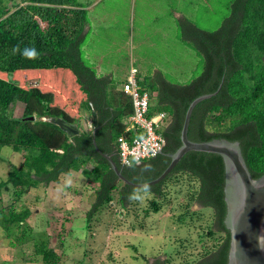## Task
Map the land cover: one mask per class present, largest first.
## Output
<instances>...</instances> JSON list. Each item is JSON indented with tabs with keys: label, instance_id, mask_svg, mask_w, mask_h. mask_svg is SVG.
I'll list each match as a JSON object with an SVG mask.
<instances>
[{
	"label": "trees",
	"instance_id": "1",
	"mask_svg": "<svg viewBox=\"0 0 264 264\" xmlns=\"http://www.w3.org/2000/svg\"><path fill=\"white\" fill-rule=\"evenodd\" d=\"M230 3V16L215 32L179 17L184 22L183 37L205 61L203 73L189 84H173L159 71L153 78L144 76L141 63L135 60L138 84L149 94L148 115L166 113L158 129L166 144L156 157L125 166L120 160L119 138L137 136L129 127L133 99L123 89L130 70L117 80L114 72H100L84 59L88 9L78 0H0V164L4 147L23 155L20 165L10 164L6 177L0 172V192L13 189L14 198L0 207V229L21 244L34 241L36 256L43 263L57 264L54 248L45 239L37 242L24 225L31 209L17 208L30 191L81 173L94 184L95 201L87 213L90 224L100 208L114 202L116 192L126 208L133 203L135 192L145 189L153 195L151 204L158 212L166 195L165 183L173 175L185 173L199 183L191 191L187 207L195 201L212 209L216 231L209 230V235H223L216 251L187 264H228L231 232L225 224V162L221 155L191 151L162 182L135 188L117 176L103 154L111 156L132 182L158 178L182 145L190 104L202 95L217 93L195 107L189 138L195 142L238 141L253 178L264 175V0ZM33 50L38 55L29 57L27 53ZM51 117L78 124L80 133L69 136L43 120ZM153 264L172 263L157 259Z\"/></svg>",
	"mask_w": 264,
	"mask_h": 264
},
{
	"label": "rangeland",
	"instance_id": "2",
	"mask_svg": "<svg viewBox=\"0 0 264 264\" xmlns=\"http://www.w3.org/2000/svg\"><path fill=\"white\" fill-rule=\"evenodd\" d=\"M78 1L90 20L83 57L100 72H114L117 80L136 68L137 61L144 76L153 78L159 71L173 84H189L203 73L205 61L183 37L179 17L215 32L231 14V0ZM1 154L0 172L6 177L10 164L20 165L23 155L9 147ZM198 185L190 175H173L163 186L166 195L158 212L145 189L136 191L139 198L133 197L126 208L113 193L114 202L87 224L94 184L73 173L58 184L30 191L17 208L31 209L24 225L37 242L45 239L54 248L57 264H153L157 259L187 264L207 257L223 241L222 234L209 235V230L216 231L212 209L195 201L187 207ZM12 192H0V207L14 200ZM34 243L16 242L0 229V264H48L36 256Z\"/></svg>",
	"mask_w": 264,
	"mask_h": 264
},
{
	"label": "water",
	"instance_id": "3",
	"mask_svg": "<svg viewBox=\"0 0 264 264\" xmlns=\"http://www.w3.org/2000/svg\"><path fill=\"white\" fill-rule=\"evenodd\" d=\"M216 94L202 95L190 104L181 132L182 145L171 155L169 166L158 178L146 183L132 182L123 175L111 156L103 155L108 159L117 176L135 188L148 187L162 182L191 151L221 155L225 162V200L227 204L225 224L231 232L228 264H264V175L258 179L253 178L238 141L214 139L195 142L189 138V127L195 107ZM29 119L34 120L35 118L30 117ZM92 119L94 127H97L96 112L92 113ZM43 120L57 125L69 136L80 133L78 124L70 123L61 117L43 118ZM97 150L100 151L98 147Z\"/></svg>",
	"mask_w": 264,
	"mask_h": 264
},
{
	"label": "built area",
	"instance_id": "4",
	"mask_svg": "<svg viewBox=\"0 0 264 264\" xmlns=\"http://www.w3.org/2000/svg\"><path fill=\"white\" fill-rule=\"evenodd\" d=\"M137 68L132 67L128 81L123 85L125 93L130 95L134 103V114L130 118V125L137 136L128 140L119 138V154L121 163L130 166L143 160L161 154L166 144L158 129L162 126L166 113L149 116V94L141 91L137 81Z\"/></svg>",
	"mask_w": 264,
	"mask_h": 264
},
{
	"label": "clouds",
	"instance_id": "5",
	"mask_svg": "<svg viewBox=\"0 0 264 264\" xmlns=\"http://www.w3.org/2000/svg\"><path fill=\"white\" fill-rule=\"evenodd\" d=\"M27 55H28L29 57H35V56H37L38 54L33 50V51L28 52ZM134 198H137V199H138L139 197H134Z\"/></svg>",
	"mask_w": 264,
	"mask_h": 264
},
{
	"label": "crops",
	"instance_id": "6",
	"mask_svg": "<svg viewBox=\"0 0 264 264\" xmlns=\"http://www.w3.org/2000/svg\"><path fill=\"white\" fill-rule=\"evenodd\" d=\"M111 73V72H110ZM129 127L131 128V125L129 124Z\"/></svg>",
	"mask_w": 264,
	"mask_h": 264
}]
</instances>
